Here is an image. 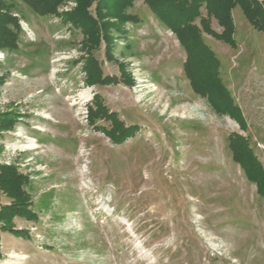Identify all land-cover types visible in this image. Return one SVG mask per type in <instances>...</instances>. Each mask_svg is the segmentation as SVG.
I'll list each match as a JSON object with an SVG mask.
<instances>
[{"label": "rangeland", "instance_id": "374dc122", "mask_svg": "<svg viewBox=\"0 0 264 264\" xmlns=\"http://www.w3.org/2000/svg\"><path fill=\"white\" fill-rule=\"evenodd\" d=\"M8 3L20 32L16 50H0V114L19 118L0 137V165L28 177L38 221L8 222L28 239L0 223V264H264V202L228 148L246 137L264 167V34L241 9L234 48L202 36L245 130L192 92L184 51L144 0L127 9L139 21L123 25L111 59L103 43L92 51L107 85L85 82L81 32ZM96 96L131 137L114 144L109 118L89 121ZM10 201L0 193V207Z\"/></svg>", "mask_w": 264, "mask_h": 264}, {"label": "trees", "instance_id": "16d2710c", "mask_svg": "<svg viewBox=\"0 0 264 264\" xmlns=\"http://www.w3.org/2000/svg\"><path fill=\"white\" fill-rule=\"evenodd\" d=\"M8 1L12 0H0V50L11 51L17 49L20 28L17 17L10 12ZM20 1L35 14L54 16L81 32L80 50L84 53L82 65L87 85H107L115 81L113 77L103 75L92 51L103 43L105 58L113 57L110 51L112 42L125 33L123 25L139 21L135 15L127 13L133 0H73L76 3L74 8L61 11L60 8L68 0ZM92 2L95 3V17L88 12ZM144 4L152 16L174 35L184 51L183 73L192 92L204 98L215 113L228 116L240 129L245 130L244 118L220 78L219 60L203 40L202 32L234 48L232 10L238 6L251 27L264 34V0H144ZM201 9L205 11V16ZM210 18L217 22L220 33L211 29ZM104 20H110V24ZM123 82L132 84L131 80ZM95 98L96 111L89 108L87 117L90 122L101 117L109 118L111 127L102 130L112 143L120 144L135 133V126H123L116 114L108 113L98 96ZM17 118L19 116L11 112L3 116L0 114V137L2 133L12 130ZM228 148L233 162L239 165L246 179L255 185L257 195L264 202V167L253 153L248 139L236 133L231 134ZM27 186L28 177L20 173L17 166L0 165V193L12 200L0 207L1 227L17 238L24 239L29 238L28 233L8 227V222L13 217L34 223L38 221L30 207Z\"/></svg>", "mask_w": 264, "mask_h": 264}]
</instances>
